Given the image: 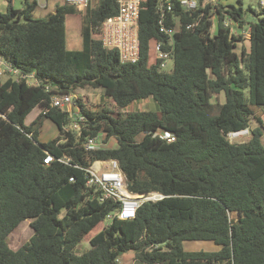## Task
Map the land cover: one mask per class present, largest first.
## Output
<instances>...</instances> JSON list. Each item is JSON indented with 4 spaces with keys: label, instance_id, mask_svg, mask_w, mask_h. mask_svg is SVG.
I'll return each instance as SVG.
<instances>
[{
    "label": "trees",
    "instance_id": "1",
    "mask_svg": "<svg viewBox=\"0 0 264 264\" xmlns=\"http://www.w3.org/2000/svg\"><path fill=\"white\" fill-rule=\"evenodd\" d=\"M36 5L26 1L21 9L10 4L0 11V54L43 81L39 87L13 78L0 82V264H119L129 251L138 264H264V7L245 28L242 5L219 1L213 11L201 2L186 10L174 0L165 21L178 25L170 44L160 30L157 0H143L141 56L132 63L102 44L100 27L117 13L116 0L86 8L78 50L66 47V17L77 9L57 4L48 16L34 17ZM225 15L237 34L224 25ZM156 42L172 51L170 70L155 57ZM84 87L102 88L116 107L91 109L80 100L87 125L66 131L72 117L51 106V95ZM144 99L158 109L127 108ZM36 106L41 112L27 125ZM43 118L58 126L46 142L38 140ZM246 128L248 141H230L231 132ZM100 132L117 145L84 149ZM47 152L79 166L46 164ZM106 159L118 160L131 192L166 196L143 203L133 219L113 217L90 238L91 248L78 253L85 236L119 208L113 199H100L83 169ZM26 220L34 234L13 249L8 236ZM187 240L221 248L187 251Z\"/></svg>",
    "mask_w": 264,
    "mask_h": 264
},
{
    "label": "built area",
    "instance_id": "2",
    "mask_svg": "<svg viewBox=\"0 0 264 264\" xmlns=\"http://www.w3.org/2000/svg\"><path fill=\"white\" fill-rule=\"evenodd\" d=\"M16 0H6L7 6L13 5ZM28 0H25L26 2ZM40 0H35L37 4ZM48 1V0H47ZM43 3V6H47ZM117 1V13L106 17L100 27V36L102 44L108 49H116L119 54V58L122 62H137L141 56V43L139 37L140 31V13L141 4L143 0H116ZM29 2V1H28ZM94 0H65V3L73 5L78 12L85 13L86 8L91 5ZM201 2L208 3L212 6L213 11L216 9L219 0H179L181 5L186 10H194L199 7ZM259 5L264 7V0H259ZM174 0H157V10L159 13V25L160 30L169 36V43L174 42V33L178 30V25L173 28H169L165 25L168 14L173 11ZM225 26L233 28L234 21L228 15H225L223 19ZM248 36V33L246 34ZM155 57L158 60L161 68H166L168 61L172 58V51L166 48L165 43L156 42L154 45ZM13 78L17 81H25L27 85L39 87L42 86L43 81L37 75L36 72H26L22 68L15 66L9 59L0 54V82ZM51 86H47L46 90H51ZM104 100H99V105L104 104L110 107H116V103L108 96L104 94ZM88 98V97H87ZM84 97L77 93L72 94H58L51 95V106L68 111L71 121L64 125V130L82 132L87 125V117L81 112L78 102H82L91 109ZM111 102V105L109 104ZM5 117L0 113V118ZM250 132L249 128L241 131L231 132V138L237 136H243ZM229 134V135H230ZM163 138H167L169 141L174 140V137L167 132L161 133ZM113 143L117 145L115 138L106 140V133L100 132L99 134L89 137L83 144L86 150H96L100 148H112ZM54 160H58L61 163L78 167V164L72 162L71 158L62 155L56 157L50 152L44 159L46 164H50ZM87 179V184L90 187H95L96 190L101 192L100 199L102 201L106 199H113L119 202L118 211L110 215L112 218L117 216L120 219H133L136 217L139 207L147 201H158L163 199L166 195L158 191H151L148 193H133L129 190L126 183L125 175L122 172L119 162L116 159L95 160L90 163L89 166L83 168ZM74 181V177L70 178Z\"/></svg>",
    "mask_w": 264,
    "mask_h": 264
},
{
    "label": "rangeland",
    "instance_id": "3",
    "mask_svg": "<svg viewBox=\"0 0 264 264\" xmlns=\"http://www.w3.org/2000/svg\"><path fill=\"white\" fill-rule=\"evenodd\" d=\"M25 0H16L14 2V8L21 9L24 6ZM33 3L35 0H28ZM47 0H40L36 8L33 12L34 17H46L51 14L57 4H64L65 0H48L47 6H43V3H46ZM95 1V0H94ZM225 6H240L242 5L244 9V18H245V28L249 27L251 22H255L257 20V16L254 13V10L259 11L260 5L259 0H219ZM7 9L6 0H0V11H5ZM216 20V19H215ZM83 13L76 11L73 14H68L66 17V47L69 50H78L83 48ZM216 31V27H213L212 32ZM233 32L238 33L237 27L233 26ZM244 35L247 36V31H243ZM238 51H240V45L238 46ZM173 67V59L171 58L168 61L166 69L170 70ZM78 95L81 97L87 98L86 101L92 107H97L99 105V100H104V90L102 88H91L84 87L77 89ZM224 99V95H222ZM104 103V101L102 102ZM111 105V102L109 103ZM129 110H157L158 106L153 100H141L135 103H131L128 107ZM41 112V108L36 106L30 114L26 117L25 123L27 125H31L37 115ZM257 122L253 120L251 122V128L255 127ZM250 132L243 136H237L231 138V134L229 135V139L233 143H240L248 141L252 134ZM58 134V126L50 119L43 118L42 127L40 129V133L38 136V140L41 142H46L54 138ZM142 136L139 137L141 139ZM264 140V138H263ZM112 146H116L113 143ZM113 221L111 216H108L104 219L92 232L85 236L84 240L80 242L76 248L78 253H82L91 248L90 238L102 230L104 227L110 225ZM34 234V230L31 227V220H26L20 223V225L15 228L8 236V242L11 248L18 249L23 246L26 242H28L31 236ZM184 249L187 251H217L221 248L218 244L212 241H196V240H187L183 242ZM119 264H138L135 261V254L132 251L124 253L120 259Z\"/></svg>",
    "mask_w": 264,
    "mask_h": 264
},
{
    "label": "crops",
    "instance_id": "4",
    "mask_svg": "<svg viewBox=\"0 0 264 264\" xmlns=\"http://www.w3.org/2000/svg\"><path fill=\"white\" fill-rule=\"evenodd\" d=\"M147 100H151V99H147ZM135 103V102H134Z\"/></svg>",
    "mask_w": 264,
    "mask_h": 264
}]
</instances>
